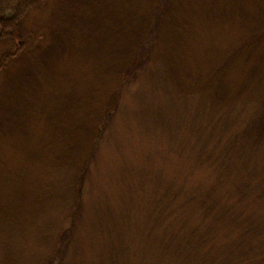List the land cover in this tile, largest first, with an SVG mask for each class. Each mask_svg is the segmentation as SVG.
I'll list each match as a JSON object with an SVG mask.
<instances>
[{"label":"rangeland","instance_id":"rangeland-1","mask_svg":"<svg viewBox=\"0 0 264 264\" xmlns=\"http://www.w3.org/2000/svg\"><path fill=\"white\" fill-rule=\"evenodd\" d=\"M2 3L11 4L8 0ZM130 7V0H41V6L32 9L20 26L0 37V55L8 52L13 56L9 66L0 72V171L10 176L20 173L27 184L34 185L42 182L39 174H50L52 166L57 165L55 162L63 161L57 156L64 149L63 142L57 145L55 140L50 142L55 130L47 131L44 122L59 121L65 126L63 115L67 120L75 119L77 114L72 111L79 109L83 100L99 95L97 89L89 91L85 98L82 91L80 94L69 91L71 76L88 68L91 59L98 60L104 50L102 44L108 49L105 54L112 57V44L119 37L115 24L123 25L121 39H127ZM233 76L227 81L234 79ZM254 78L255 72L249 77L251 84ZM77 94L80 100L75 97ZM175 99L183 115L164 117L163 123L168 127L147 126L137 120L133 112L129 113L128 120H114L112 135L104 136L83 178V209L70 236L73 246L67 249L64 261L56 256L55 262L179 264L174 262L179 256L188 258L198 253V247L194 252L191 249L194 246H189L185 240L194 234L193 229L204 228L198 218L205 209L201 199L194 197L197 192H210L209 197L208 193H203L201 198L212 207L214 202L230 198L233 176L239 173L238 182L241 173L251 169L259 170L255 172V188H258L264 174V145L260 147L262 152H248L243 157L238 154L237 160L229 156L221 158V175L213 173L217 164L207 156L209 153L216 156L218 143L237 127L245 113L240 111L236 116L233 113V125L223 131L219 128H225L224 125H216L213 120L215 116H229V108L218 115L217 109L211 108L205 100L179 95ZM237 100L221 103L230 102V106L234 104L239 111L243 101ZM189 103L193 106L187 109ZM161 105L170 112L174 102L163 99ZM129 107L135 109L131 103ZM196 115L207 124H198L194 131L190 118L193 120ZM77 123L81 124L80 120ZM64 133L67 137L74 134L72 139L83 138L81 126L74 132ZM82 149L77 145L71 155L81 154ZM239 164L240 169H237ZM163 193L168 200L159 205ZM256 198L250 192L242 205L255 213L236 217L238 222L232 225V220L229 226L214 223L213 234L206 245L199 247V255L218 251L224 254L228 248L236 251L238 247L239 253L247 243L249 251L241 264H264V233L258 237L264 228V203ZM66 208L51 212L56 224L65 225ZM246 218L255 221V225L251 228L245 225ZM170 229L172 231L166 234ZM199 231L192 236L195 246ZM254 231L255 246H252V237L248 234ZM235 240L238 246L234 245ZM49 243L51 246H34L30 238L16 241L14 246L0 243V264H47L45 257L57 251L56 246ZM116 250H119L117 254ZM181 264H194V261L188 258Z\"/></svg>","mask_w":264,"mask_h":264},{"label":"trees","instance_id":"trees-1","mask_svg":"<svg viewBox=\"0 0 264 264\" xmlns=\"http://www.w3.org/2000/svg\"><path fill=\"white\" fill-rule=\"evenodd\" d=\"M8 1L11 4L6 6V3L3 4L0 0V37L10 34L20 26L32 9L41 6V0ZM130 1L132 13L130 26L125 33L128 34L127 39H121L124 35L123 25L118 22L114 28L116 36L119 37L117 42L112 44V57L111 54H105L108 49L102 44L104 50L101 49L98 60L91 59L87 64L88 68L71 76L72 86H69V91L75 90L78 94L82 91L85 98L89 91L92 93L97 89L100 91L99 95L95 99L83 100L84 103L79 109L72 111L77 114V120H67L63 115L65 126L59 124V121L44 122L47 131L55 130L51 133L50 142L55 140L56 145L63 142L64 149L57 155L63 161L48 160L57 165L52 166L50 174H39L42 182L34 185L27 184V179L20 173L10 172L13 174L10 176L6 175L5 171H0L2 246H14L16 241L28 238L34 242V246H51L49 242H52L57 251L51 256H46L45 261L47 264H61L55 262V257L59 256L60 260L64 261L67 249L73 246L70 236L83 209V178L89 161L104 136L112 135L114 120H126L129 113L133 112V116L147 126L168 127L169 125L163 123L164 117L170 119L171 114L183 115L177 107L176 95L205 100L211 108L217 109L218 115L229 108V116H215L216 120H213L216 125H224L225 128H219L223 131L233 125V113L235 116L240 111L245 113L237 127L231 130L225 140L218 143L216 156L207 154L217 164L213 171L216 175H221V158L229 156L231 160H237L238 154L243 157L248 152H262L260 147L264 145V0ZM12 59L11 53L3 52L0 55V72L9 66ZM253 72L255 78L251 84L249 77ZM230 76L234 79L227 81ZM219 93L224 96L220 97ZM71 99L74 100V97ZM77 99H81L80 95ZM163 99L174 102L170 112L161 105ZM231 99V103L237 102V99L243 101L239 111H236L234 104L230 106V102L221 103ZM130 103L135 106L134 110L129 107ZM191 106L193 103H189L187 109ZM79 120L81 124L77 123ZM198 124L203 126L207 122L200 120L197 115L193 120L190 118L194 131H197ZM60 125L63 127L61 133ZM78 126L83 130V138L72 139L74 134L65 136L64 132H74ZM66 137L69 139L66 140ZM77 145L83 148L81 154L71 155V150ZM50 157H53L52 154ZM240 166L239 164L236 168L240 169ZM262 171L264 172V169ZM255 172L258 173L259 170L242 172L238 182L236 177L239 173L233 176L230 183L233 192L229 194L230 198L226 201L218 200L212 207L201 198L203 193H208L206 195L209 197L210 192L200 191L194 196L201 199L205 209L198 218L204 228L200 231L193 229L192 236L200 232L196 246L192 236L190 239L185 238L189 246H194L191 247L194 252L198 247L195 256H188L194 264H241L242 259L247 257V243H244V249L239 250V253L238 247L236 251L228 248L224 254L218 251L199 255V247L209 241L214 223L229 226L232 220V225L238 222L236 217L243 218L246 214L255 213L242 207L243 199L250 192H253L254 198L256 195V199L264 203V174L261 172L263 175L259 180L258 189L255 188ZM24 185L27 187H22ZM167 200L168 196L163 193L159 205H164ZM253 202L255 203V200ZM65 206L68 210L65 225L56 224L51 212ZM181 208L183 210V207ZM214 208L217 210L209 211ZM208 218L212 220L207 221ZM204 221H207L206 224ZM244 224L251 228L255 221L246 218ZM171 231L172 229L166 231V234ZM263 233L264 228L258 237L261 238ZM248 236L252 237V246H255V231ZM259 241L262 243V239ZM238 244L235 240L234 245ZM188 258L179 256L174 262L181 264Z\"/></svg>","mask_w":264,"mask_h":264}]
</instances>
